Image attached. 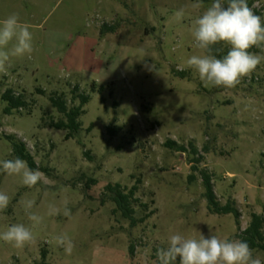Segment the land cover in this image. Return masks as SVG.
<instances>
[{
  "label": "rangeland",
  "instance_id": "1",
  "mask_svg": "<svg viewBox=\"0 0 264 264\" xmlns=\"http://www.w3.org/2000/svg\"><path fill=\"white\" fill-rule=\"evenodd\" d=\"M196 2L0 0V20L18 13L34 45L30 59L14 57L0 73V161L15 159L9 138L22 141L47 181L28 188L0 170V192L10 197L0 231L31 227L24 200H35L32 211L44 218L34 244L17 249L0 240V264H157L170 235L239 239L254 213L264 218V61L234 88L205 87L186 61L201 54L191 21L213 0H200V10L191 8ZM251 8L264 18V0ZM250 51L264 56L261 48ZM8 90L26 103L11 114ZM80 93L90 101L80 131L66 139L68 131L51 127L65 118L50 98L73 108ZM168 141L193 143L203 157L198 170L192 155ZM202 171L219 203L235 204L239 218L209 211ZM116 184L126 192L138 186L133 207L138 220L149 215L143 223L132 227L116 210L106 190ZM49 204L61 213L47 215ZM60 234L73 241L71 255L48 242ZM253 253L264 262L262 250Z\"/></svg>",
  "mask_w": 264,
  "mask_h": 264
},
{
  "label": "clouds",
  "instance_id": "2",
  "mask_svg": "<svg viewBox=\"0 0 264 264\" xmlns=\"http://www.w3.org/2000/svg\"><path fill=\"white\" fill-rule=\"evenodd\" d=\"M202 7L200 0L191 5L194 10ZM184 16V9L175 13L177 21ZM30 27L21 21L18 13L0 20V73L7 74L10 60L14 57L31 58L34 45ZM190 33L194 47L201 54L191 55L186 64L198 73L205 87L234 88L264 61V56L250 51L253 47L264 50V18L255 14L247 0H213L191 21ZM219 44L229 46L222 58L216 55L215 46ZM0 170L8 176H19L22 184L28 188L41 182L47 183L41 171L29 168L27 162L19 157L0 161ZM9 203L10 197L0 192V211L5 210ZM21 204L31 227L15 223L0 231V240L17 249L35 243L33 229L40 226L44 219L32 211L35 200H24ZM60 213V207L48 205L47 215ZM63 215H71L67 201L63 202ZM48 242L62 247L67 255L72 254L75 246L67 234L56 235ZM156 256L159 264H176L177 260L179 264H264L254 256L246 241L216 235L206 237L204 234L198 238L179 233L170 235L167 248H160Z\"/></svg>",
  "mask_w": 264,
  "mask_h": 264
},
{
  "label": "trees",
  "instance_id": "3",
  "mask_svg": "<svg viewBox=\"0 0 264 264\" xmlns=\"http://www.w3.org/2000/svg\"><path fill=\"white\" fill-rule=\"evenodd\" d=\"M254 0L248 1L249 7L252 6ZM226 44H219L215 46L216 55L218 58H222L223 55H226L223 52L222 47ZM184 76L185 73H179ZM93 90L95 86L93 85ZM79 104L76 107L68 108L67 102L62 97H51L50 101L55 109L62 115H64L63 120L58 122L51 123V127L59 130L68 131L66 135V139H70L75 137L81 129L80 117L85 113V105L90 101V97L84 93H80L78 95ZM3 100L8 103V106L5 108L6 114H11L14 110H20L25 107L26 103L21 95L15 96L13 91L8 90L3 95ZM11 140L13 146V154L15 158L19 157L25 160L29 166V168L33 170H37V164L33 158V156L28 152L25 143L22 141H14L13 138H9ZM167 146L172 149H176V151L181 153H188L193 156L192 163L194 164L192 170L195 172L198 170L197 166L202 162L203 157L200 155L199 150L193 143H189L188 146L180 145L175 141H168L166 143ZM89 160H93V157L89 152L85 153ZM197 157V158H196ZM204 187H205V197L208 204V209L212 214L217 215H225V214H234L237 218H239L240 214L233 203H227L225 205H221L217 200L215 195L211 176L205 172H201ZM195 176L191 175L190 180H194ZM106 190L111 193L112 201L116 204V210L121 213L124 219L130 222L132 227L136 226L138 223H143L149 215L137 219L135 216V209L133 207L134 202H137L135 198V194L138 190V186L134 185L128 192L123 189L120 185H108ZM263 225L264 218L261 215L253 214L252 220L249 226L239 234L238 238L240 240L246 241L252 250L260 249L264 252V234H263ZM45 257V254H43ZM157 264L159 262L157 261ZM176 264H179L177 260Z\"/></svg>",
  "mask_w": 264,
  "mask_h": 264
}]
</instances>
